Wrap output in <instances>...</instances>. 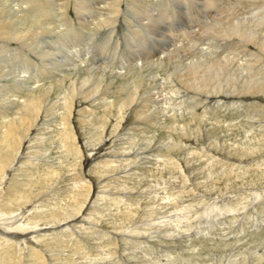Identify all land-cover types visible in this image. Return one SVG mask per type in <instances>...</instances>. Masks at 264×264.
<instances>
[{
	"label": "rangeland",
	"instance_id": "obj_1",
	"mask_svg": "<svg viewBox=\"0 0 264 264\" xmlns=\"http://www.w3.org/2000/svg\"><path fill=\"white\" fill-rule=\"evenodd\" d=\"M61 1L58 5L66 0ZM79 1L81 15L71 0L68 17L61 18L57 7V16L54 12L45 19L44 27L52 32L41 36V41L53 52L60 48L62 58L82 50L80 61L85 66L65 59L66 67L54 71L46 64L45 81L22 66L10 67L0 76V95L5 97L11 96L6 88L13 86L15 77H32L13 89L12 108L25 103L28 86L49 91L40 99L41 116L32 114L37 121L28 138L17 147L18 154L15 150L10 155L14 164L6 175L9 190L0 196L1 231L14 235L15 230L4 226L14 217V228L23 225L21 234L30 229L28 241L7 238L15 243L10 264H39L35 250H41L48 264H264V96L245 97L243 103L234 98L208 102L187 93L182 81L183 70L198 61L207 67L216 61L235 70L247 66L250 56L237 49V41L219 40L245 19L263 14V4L255 0ZM28 2L3 0L0 10L7 17L14 15L13 23L21 22L30 33L40 23L33 22L37 17L29 13L33 6ZM90 2L100 3L93 15L85 9ZM106 19L108 24H103ZM24 41L15 39L13 46L26 53ZM248 48L252 53L258 50L254 45ZM2 49L0 53L8 51ZM5 54L11 58L15 51ZM33 57L41 63L40 57ZM160 58L167 61L157 63ZM1 64L13 65L4 58ZM103 74L106 79L97 80L96 75ZM132 90L138 95V109L130 107L125 122L117 126ZM68 97L73 105L67 118L73 140L63 133L62 125ZM17 112L21 113L12 112L15 118ZM3 148L0 140L2 154ZM77 198L82 212L81 205L75 206ZM61 208L64 213L70 210L68 216L80 213V222L49 225ZM49 228L56 229L49 232ZM0 264H8L1 249Z\"/></svg>",
	"mask_w": 264,
	"mask_h": 264
},
{
	"label": "bare ground",
	"instance_id": "obj_2",
	"mask_svg": "<svg viewBox=\"0 0 264 264\" xmlns=\"http://www.w3.org/2000/svg\"><path fill=\"white\" fill-rule=\"evenodd\" d=\"M3 1V0H2ZM1 1V2H2ZM27 1V0H26ZM50 1V0H49ZM47 1V0H29L28 3L26 4H31V6H33V8H31L29 10V13H34L35 16L37 17V21H33L34 23H40L38 25V27H33L32 29V32H26V30H24L23 28V25L21 24V22H15L16 24L13 23V20H16V18L14 17V15L12 16L11 13H10V16L8 15L5 16V14H3V10H0V13L1 15L3 16V18L1 17L0 15V38H2V40L0 39V49L3 48L4 50H8V51H5L6 53L9 52V51H12L14 50L15 51V55L12 56L11 58H6V56H8L7 54H5V52L3 53H0V58H4V60L6 62H12L13 65H6L4 64H1L0 65V76L6 71L8 70L10 67L13 68H19L20 66L24 67V71L25 69L27 70V72L29 74L32 75L33 72H38V77L40 79H42L43 81L47 80V73H48V69H47V65L48 66H53L54 67V71H56L58 69V66H61L65 61V59L67 60L68 62V59L69 60H75V61H72V64H78L80 68H82L83 66H85V62H81V51L80 50H77L75 52H72V53H68V57L66 58H62V50L57 49L56 51L53 52V49L52 47H50L49 44H46L45 42H42L41 41V36H44L49 34L52 32V31H48V29H46L44 27V25L46 24L45 22V19L50 16H52V14L55 12V15H56V12H57V7L58 9L61 11L60 12V17L61 18H65V17H68V9H69V5L71 4V0H66L64 1V3L62 4H59L58 5V2H62L61 0H52V1ZM123 1V0H122ZM132 1V0H130ZM251 1V0H250ZM256 2H259V3H262L263 4V8H264V0H255ZM0 2V3H1ZM85 2V1H84ZM212 2V1H211ZM215 2V1H214ZM25 3V2H24ZM129 3V2H128ZM133 3V2H132ZM237 3V2H236ZM2 4V3H1ZM0 4V7H2L3 5ZM25 4V5H26ZM72 4L74 5L75 7V10L77 11L78 15L80 13V9H81V6H82V3L79 1V0H72ZM120 5V2L118 3ZM139 4V3H137ZM85 5V4H84ZM130 5V4H129ZM144 5V3H143ZM228 5V4H227ZM260 5V4H259ZM85 9L88 10L89 14L90 15H93L94 12L97 13V10H96V7L95 6H100V3H94V2H90L88 3L87 5H85ZM132 6V5H130ZM129 6V7H130ZM134 6V5H133ZM142 6V5H140ZM168 6V5H167ZM4 7V6H3ZM56 7V8H54ZM153 7V6H152ZM151 7V8H152ZM157 7V6H156ZM155 7V8H156ZM165 7V6H163ZM80 8V9H79ZM135 8V7H134ZM141 8V7H140ZM144 8V7H143ZM159 8V7H158ZM150 10V9H149ZM155 10V9H154ZM166 10V9H165ZM260 10V8H259ZM82 11V10H81ZM135 12V10H133ZM6 12V11H4ZM20 12L24 13V11L20 10ZM137 12V11H136ZM38 13H40V15H38ZM133 13V12H132ZM146 13V12H145ZM151 13V12H150ZM153 13V12H152ZM58 14V13H57ZM82 14V12L80 13V15ZM194 14V13H193ZM87 15V14H86ZM113 15V14H112ZM141 16V14H139ZM54 16V15H53ZM57 16V15H56ZM116 16V15H115ZM132 16V15H131ZM84 17V16H82ZM99 17V15H98ZM101 17V16H100ZM114 17V16H113ZM142 17H143V14H142ZM15 18V19H14ZM94 19V17H92ZM137 18V17H136ZM256 17H253L251 19H245L244 21H240L241 23H239V27H235L236 29H230L229 26L227 27L228 30L230 29L231 33L230 34H227L226 35V39L223 40L222 39H217L219 41L222 40V42H227L228 40L232 41L231 43H234L235 41H237V49L241 52H246L248 54V57L250 56V60H251V57H254L255 59H253L254 61H248L246 60V64L247 66L244 65V67H242L240 70H235L236 68L232 67L231 65H228V64H215L216 61H212V62H209V63H213V65L207 67V65L204 63V64H201L200 61L192 64L189 68L187 67V69H184L183 71L185 72V77H184V80L182 79V81H184V84H186L191 90V91L188 87L184 88V90L187 92V93H190V94H193L195 96H197L199 98V96L203 97L204 99H207L208 100H212V99H217V98H224V99H227V98H234L235 101L239 100L240 102L243 103V99L246 97H256V95H263L264 96V10H263V14H260V16L258 18ZM82 20V18H80ZM98 19V18H97ZM138 19V18H137ZM222 19V18H221ZM17 20L19 21L20 18H17ZM70 20V19H69ZM237 20H240V19H237ZM50 21V20H49ZM87 21V20H86ZM96 21V20H95ZM217 21V20H216ZM108 22V19H106L105 21L103 20V24L104 23H107ZM119 22V21H118ZM45 23V24H44ZM227 23V22H226ZM75 24V23H74ZM97 24L100 25L101 22L97 21ZM108 24V23H107ZM142 24V23H141ZM91 25V24H90ZM208 25V24H207ZM211 25V24H210ZM218 25V24H216ZM226 25V24H225ZM228 25V24H227ZM87 26V25H86ZM41 27L43 28V30H41V32H39L38 34H36L34 32L35 29H41ZM75 27V25H74ZM211 27V26H210ZM212 27H213V24H212ZM216 27V26H215ZM214 27V28H215ZM73 28V27H72ZM222 28V26H221ZM31 29V28H30ZM80 29V28H79ZM138 29V28H137ZM51 30V29H49ZM85 30V29H84ZM139 30V29H138ZM217 30V29H216ZM227 30V31H228ZM18 31V35L16 34ZM80 31L82 32L83 29H80ZM207 31V28L206 30ZM224 31V30H223ZM136 32V31H135ZM214 32V31H213ZM212 32V33H213ZM218 32V31H217ZM229 32V31H228ZM29 33V34H28ZM78 33V32H77ZM76 33V34H77ZM106 33V32H105ZM207 33V32H206ZM216 33V32H215ZM34 35V38H33V41H32V37ZM74 34V33H73ZM82 34V33H81ZM142 34V33H141ZM80 35V34H79ZM211 35V34H210ZM216 35V34H215ZM219 34H217V38H220L221 36H218ZM224 35V34H223ZM214 36V35H213ZM18 38H22V40H25L27 39V42H25V50H26V53L22 52L21 50L22 47H18V48H15L13 46V43L15 41V39H18ZM60 38V37H59ZM69 39V38H68ZM216 39V38H215ZM214 39V40H215ZM45 40V38H44ZM102 40V39H101ZM17 41V40H16ZM19 42V41H18ZM61 42V41H60ZM67 43V42H65ZM120 43V42H119ZM48 45L47 46H45ZM52 44H55V42H52ZM63 44V43H61ZM27 45V46H26ZM64 45V44H63ZM82 45V44H81ZM249 45H254L256 48L258 47V50L257 52L255 53H252L250 50H249ZM13 46V47H12ZM76 46V45H75ZM12 47V48H11ZM63 47V46H62ZM120 47V46H119ZM251 47V46H250ZM2 49V50H3ZM47 49H49V51H47ZM64 49V48H63ZM3 50V51H4ZM50 50H52L50 52ZM85 50V49H84ZM114 50V49H113ZM178 50V49H177ZM233 50H236L233 49ZM255 51V50H254ZM83 52V51H82ZM179 52V51H178ZM205 52V51H204ZM240 52V53H241ZM164 53V52H163ZM162 53V54H163ZM171 53V52H170ZM173 53V52H172ZM2 54H5V55H2ZM117 54V53H116ZM206 54V53H205ZM36 56V57H40V59L42 61H40L41 63H37L36 59L33 57ZM171 55V54H170ZM103 56V55H102ZM117 56V55H116ZM115 57V56H114ZM113 57V58H114ZM121 57V56H120ZM166 57V55H165ZM239 57V56H238ZM6 58V59H5ZM167 58V57H166ZM166 58H160V60L158 59V62L157 63H162L163 61L165 62ZM218 58V56H217ZM168 59V58H167ZM171 59V58H169ZM257 59H259V61H257ZM79 62H78V61ZM100 60V59H99ZM112 60V59H111ZM116 60V59H115ZM113 60V61H115ZM167 61V60H166ZM63 62V63H62ZM66 62V61H65ZM206 62V61H204ZM245 62V61H244ZM23 63V65H22ZM90 63V62H89ZM124 63V61H123ZM155 63V62H154ZM239 63V62H238ZM47 64V65H46ZM67 64V63H66ZM129 64V63H128ZM256 64H261L263 67H260L258 69V67H256ZM108 65V64H107ZM131 65V64H130ZM137 65V64H136ZM157 65V64H156ZM240 65V64H239ZM76 66V65H75ZM62 67H66V65H62L60 68ZM106 67V66H105ZM236 67V65H235ZM79 68V69H80ZM86 68V67H85ZM126 68V67H124ZM129 68V67H128ZM136 68V67H134ZM142 68V67H141ZM181 68V67H180ZM179 68V69H180ZM238 68V67H237ZM22 69V68H21ZM70 69V68H69ZM119 69V68H118ZM14 70V69H13ZM23 70V69H22ZM59 70V69H58ZM61 70V69H60ZM63 70V69H62ZM76 71V70H75ZM180 71V70H179ZM245 71V72H243ZM124 72V71H122ZM9 73V72H8ZM7 73V74H8ZM17 73V72H16ZM51 73V72H50ZM56 73V72H55ZM54 73V74H55ZM82 73V72H81ZM105 73V72H104ZM53 74V75H54ZM72 74V73H70ZM104 76H97L96 77L98 78L97 80H100L102 81L103 79H106L105 78V74H103ZM30 76V75H29ZM94 73H93V76L94 77ZM176 76H177V73H176ZM50 77V75H49ZM53 77V76H52ZM91 77V78H92ZM107 77V76H106ZM121 77V76H120ZM182 77V75H181ZM32 77H27V78H24V79H20L17 77H15V81L13 82V86L12 85H7L8 88H6L7 92H6V95L9 93L11 96H6L5 97V94L4 96L3 95H0V98L3 99L4 103L1 104V101H0V118H1V123H0V126L2 129V135L0 139L4 148V153L2 154L0 152V154L2 156H0V196L1 198L3 197V190H9L8 186H9V181L8 179H6V175L8 176L9 172L11 170H13V162H14V156H13V160H10L11 157L10 155H12L14 153V151L16 150V153L18 154V151H17V147L19 146V149L23 146V143L24 141H26V139L28 138L29 134L31 133V129L32 127L35 126L36 124V121L33 120V116L32 114H35V113H39L40 114V106H41V102H40V99H41V96H43V92H49V91H45L46 88H44V86L40 88H36V89H32L30 88V86H28V93H27V96H26V100L25 103L22 105V107H16L14 106L13 108L11 106L15 105L16 104V101L12 102L11 98H13L15 96V91L13 89H19L22 85H25L26 83L25 82H28L29 79H31ZM80 78V77H79ZM183 78V77H182ZM65 79V78H64ZM174 80V79H173ZM180 80V79H179ZM34 81V80H33ZM68 81V79H67ZM93 82L94 79L92 80ZM105 81V80H104ZM181 81V82H182ZM81 82V81H80ZM83 82V81H82ZM92 82V83H93ZM99 82V81H98ZM32 83V82H31ZM178 83V82H177ZM22 84V85H21ZM84 84V83H83ZM89 84V83H88ZM97 84V83H96ZM163 84V83H162ZM183 84V83H182ZM180 84V85H182ZM75 85V84H74ZM100 85H103V84H100ZM105 85V84H104ZM138 85V84H137ZM179 85V84H178ZM80 86H83V85H80ZM89 86V85H88ZM73 87V86H72ZM142 87V86H141ZM184 87V85H183ZM75 88V87H74ZM124 88V87H123ZM78 89V88H77ZM94 89V88H93ZM97 89H101L100 86L97 87ZM126 89V88H124ZM140 89L139 88H136L134 89V91H138ZM157 89V88H156ZM183 89V88H182ZM4 90V89H3ZM2 90V92H3ZM48 90V89H47ZM51 90V89H50ZM80 90H82L80 88ZM79 90V91H80ZM85 90V89H84ZM108 90V89H107ZM155 90V89H154ZM19 91V90H18ZM42 91V93H41ZM91 91V90H90ZM131 91V90H130ZM71 95L72 96H75V92L71 91ZM124 92V91H123ZM1 93V91H0ZM65 93V92H64ZM180 93V92H179ZM69 94L70 96V93H67ZM92 94V92H91ZM136 93L133 92H130V95L127 96V98H125V101L123 103L122 106H125V107H120L121 108V111L120 112H123L122 116H121V121H119V124L117 126H120V124L125 120V116L124 114H126V112H128L129 108L131 107H135V109L138 107H136V102H137V96L138 95H135ZM176 94V93H174ZM17 95V94H16ZM191 95V96H193ZM78 96V95H77ZM143 96V95H142ZM186 96V95H185ZM16 97V96H15ZM140 97V96H139ZM148 97V96H147ZM158 97V96H157ZM163 97V95H162ZM78 98V97H77ZM83 97H81V99H79L80 101L82 100ZM86 98V97H85ZM141 98V97H140ZM160 98V97H159ZM48 99V98H47ZM169 99V98H168ZM188 99V97H187ZM191 99V98H190ZM197 99V98H196ZM200 99V98H199ZM72 99H69V97L67 98V101L65 100L64 102V108H65V111L67 110V113L65 114V121H64V124H62L63 126H65V128L63 129V133L66 135V137L70 140H73L74 138V135L72 134V130L70 131L69 128V125L71 124L70 120H68L67 122V118L70 119V115L72 114L71 111H72V106L73 105H70V103L72 102L71 101ZM78 100V101H79ZM155 100V99H154ZM194 100V99H193ZM221 100V99H220ZM233 100V101H234ZM84 101V100H82ZM101 101V100H100ZM169 101V100H167ZM255 101V100H254ZM253 101V103H255ZM18 102V101H17ZM184 102V101H183ZM196 102V101H195ZM209 102V101H208ZM218 102V101H217ZM220 102V101H219ZM223 102V101H222ZM245 102V101H244ZM257 102H260V101H257ZM19 103V102H18ZM159 103V102H158ZM169 103V102H168ZM197 103V102H196ZM204 103V102H203ZM207 103V102H206ZM233 103V102H232ZM252 103V101H251ZM252 103V104H253ZM74 104V103H73ZM153 104V103H152ZM156 104V102L154 103V105ZM166 104V103H165ZM173 104V103H172ZM210 104V103H208ZM231 104V102L229 103ZM234 104V103H233ZM249 104V103H248ZM256 104V103H255ZM18 105V104H17ZM195 105H198V104H194ZM224 105V104H223ZM258 105V103H257ZM76 106V105H75ZM156 106V105H155ZM167 106V105H166ZM204 106V105H203ZM209 106V105H208ZM212 106V105H211ZM226 106V103L225 105ZM228 106V105H227ZM232 106V105H231ZM250 106H253V105H250ZM260 106V105H259ZM186 107V106H185ZM213 107V106H212ZM215 107V106H214ZM221 106H219L220 108ZM230 107V106H229ZM234 107H235V104H234ZM237 107V105H236ZM83 108V107H82ZM86 108V107H85ZM130 108V109H131ZM132 108V109H133ZM154 107H151V110L153 109ZM187 108V107H186ZM185 108V109H186ZM190 108V107H189ZM193 108V107H192ZM210 108V107H209ZM216 108V107H215ZM238 108V107H237ZM240 108V107H239ZM261 108V107H260ZM19 110L21 113L17 112L16 115L19 117L15 118V114L13 115L12 112L15 111V110ZM174 109V107H173ZM191 109V108H190ZM230 109V108H229ZM241 109V108H240ZM83 110V109H82ZM119 110V109H118ZM167 110V109H166ZM193 110V109H192ZM261 110V109H260ZM264 109H262L263 111ZM4 111V112H3ZM135 111V110H134ZM149 111V109H148ZM161 111V110H160ZM172 111V110H171ZM210 111V110H209ZM87 112V111H85ZM162 112V111H161ZM184 112V111H183ZM196 112V111H195ZM239 112V111H238ZM251 112V111H250ZM82 113V112H81ZM138 114V112H136ZM156 113V112H155ZM194 113V112H193ZM203 113V112H202ZM201 113V114H202ZM212 113V112H211ZM243 113V112H242ZM121 114V113H119ZM173 114V113H172ZM196 114V113H195ZM200 114V113H199ZM240 114V113H239ZM81 115V114H80ZM136 115V114H135ZM204 115V113H203ZM207 115V114H206ZM205 115V116H206ZM41 116V114H40ZM64 116V114H63ZM178 116V115H177ZM201 116V115H200ZM215 116V115H214ZM213 116V117H214ZM251 116V115H250ZM105 117V116H104ZM174 117H176V114L174 115ZM222 117V116H221ZM178 118V117H177ZM142 119H145L142 118ZM213 119V118H212ZM211 119V121H212ZM101 120V119H100ZM33 121L34 124L32 123H29ZM105 122V121H104ZM125 122V121H124ZM196 122V121H195ZM220 123V122H219ZM221 125V124H220ZM178 127V126H177ZM112 128V127H111ZM185 128V127H184ZM197 128V127H196ZM67 130V131H66ZM66 131V132H65ZM111 131V130H110ZM198 135V134H196ZM256 135V134H255ZM69 141V140H67ZM70 142V141H69ZM22 145V146H21ZM75 148V147H74ZM73 149V148H72ZM248 149V148H247ZM70 150V149H68ZM71 151V150H70ZM11 162V163H10ZM51 175V174H50ZM4 180H8L6 186L3 184ZM14 184V183H13ZM16 186V184H15ZM13 187V186H12ZM11 189V188H10ZM81 190V189H79ZM5 192V191H4ZM9 195V194H8ZM27 199V198H26ZM2 199H0L1 201ZM81 200V199H80ZM78 198L75 200L76 204L75 206H79L81 205V203L79 202L80 201ZM27 201V200H26ZM83 205V204H82ZM81 205V206H82ZM66 206V205H65ZM69 208V207H68ZM61 212L62 215L63 214H67V217L65 219H63V217L60 215V213H57V215L55 214V216L53 218H51V220H56L55 222H53L52 224H49V225H52V226H58L59 224H62L63 221H68V222H72L74 223L75 221H79V215L80 213L76 212V215H70L68 216L69 214V211L67 212H63V210H66L65 208H61ZM75 210V209H74ZM83 210V206L80 207V212H82ZM73 212V211H72ZM167 215V214H166ZM2 218L3 216L0 215ZM83 216V215H82ZM51 217V215H50ZM15 219L16 217H14L13 219H6L8 221L10 220H13L14 222L12 224H4V226L6 227H9L10 230H15V232L13 233L14 235L13 236H10V233L8 232H3L1 231L0 229V236H3L4 238H1V241H3V245L0 246V249L1 251H3L5 253V259L7 260L8 264H10L9 262V257L12 256L10 255V251H12L15 247V243L13 244L12 241L10 240H18V241H21L20 239H25L26 241L29 240V238L27 237L26 233H29L30 229L29 230H26L25 232V235L21 234V231H19L20 229L22 230L23 228V225L20 224L17 227H13L16 225L17 221L15 222ZM51 222V221H50ZM64 223L66 224L67 226H69V224L71 223ZM3 226V225H2ZM51 226V227H52ZM26 227V226H25ZM32 227V226H31ZM61 227V226H60ZM70 227V226H69ZM1 228V227H0ZM34 228V227H33ZM57 228V227H56ZM56 228L50 230V228L48 229L49 232H52L53 230H55ZM32 230V228H31ZM46 230V231H48ZM60 230V229H57V231ZM76 230V229H75ZM36 232V231H35ZM61 232V231H60ZM17 233V234H16ZM34 233V232H33ZM55 233V232H54ZM63 233V232H62ZM200 233V232H199ZM36 235H38L37 233H34ZM38 237V236H36ZM55 237V236H54ZM62 237V236H61ZM63 237H67V236H63ZM68 237H72L71 236H68ZM7 238H11L9 241ZM59 238V237H58ZM57 238V239H58ZM36 239V238H35ZM23 242H25L23 240ZM18 243V242H17ZM19 245V243L17 244ZM21 245V244H20ZM17 248V247H16ZM33 255L35 256V258L37 259L38 263L39 264H48V261L46 260L45 258V255L41 253V250H35ZM11 259V258H10ZM172 262V261H171ZM169 264V262H168Z\"/></svg>",
	"mask_w": 264,
	"mask_h": 264
}]
</instances>
